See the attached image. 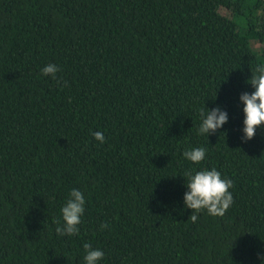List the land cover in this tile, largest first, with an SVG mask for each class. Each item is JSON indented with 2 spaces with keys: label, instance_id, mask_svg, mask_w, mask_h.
Segmentation results:
<instances>
[{
  "label": "trees",
  "instance_id": "trees-1",
  "mask_svg": "<svg viewBox=\"0 0 264 264\" xmlns=\"http://www.w3.org/2000/svg\"><path fill=\"white\" fill-rule=\"evenodd\" d=\"M253 42L264 0H0V264H83L85 243L101 264H264V126L242 141L238 101ZM205 104L230 117L208 139ZM190 167L232 179L223 216L189 218ZM71 188L85 213L58 236Z\"/></svg>",
  "mask_w": 264,
  "mask_h": 264
},
{
  "label": "clouds",
  "instance_id": "clouds-1",
  "mask_svg": "<svg viewBox=\"0 0 264 264\" xmlns=\"http://www.w3.org/2000/svg\"><path fill=\"white\" fill-rule=\"evenodd\" d=\"M61 69L55 63L44 65L40 71L45 76H52ZM246 83L251 85L252 91H243L239 94L238 101L242 106V127L240 129L242 141L254 138L257 130L264 126V62L255 65L252 75ZM229 112L223 106L209 108L206 106L199 110V125L196 128L198 136L208 137L222 129L229 121ZM93 137L104 143L105 136L101 131H94ZM205 146H192L185 148L182 156L192 165L199 164L206 158ZM186 191L183 193L185 209H191L190 219L195 222L200 211H206L210 216H223L233 204L232 179L223 175L217 168L190 167L183 174ZM86 199L84 193L78 188H71L66 201L60 208L63 223L57 222L56 233L58 236H74L80 231L79 225L85 213ZM108 228L107 223H102L100 229ZM83 264H101L105 252L100 247H93L89 243L83 245Z\"/></svg>",
  "mask_w": 264,
  "mask_h": 264
},
{
  "label": "rangeland",
  "instance_id": "rangeland-1",
  "mask_svg": "<svg viewBox=\"0 0 264 264\" xmlns=\"http://www.w3.org/2000/svg\"><path fill=\"white\" fill-rule=\"evenodd\" d=\"M221 13L224 14V15H228V16H230L229 11L226 10V9H222V10H221ZM253 44H254V46L256 47V49H258V48H264V46H263L261 43L253 42Z\"/></svg>",
  "mask_w": 264,
  "mask_h": 264
}]
</instances>
